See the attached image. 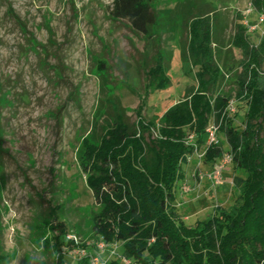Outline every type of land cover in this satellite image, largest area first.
Instances as JSON below:
<instances>
[{
  "label": "rangeland",
  "instance_id": "rangeland-1",
  "mask_svg": "<svg viewBox=\"0 0 264 264\" xmlns=\"http://www.w3.org/2000/svg\"><path fill=\"white\" fill-rule=\"evenodd\" d=\"M188 0H155L161 14L160 51L168 82L150 84L147 71L155 65L157 38L146 43L123 22L109 16L113 0H0V79L9 98L3 109L4 147L0 161V191L3 193L4 248L8 264H53L52 225L63 223L69 235L82 241L97 236L92 218L99 210L79 162L83 139L92 131L103 132L104 120L112 114L110 100L127 109L130 121L161 117L197 84V68L182 60L181 48L188 42L189 29L182 19H165ZM212 3L217 9V62L225 78L218 93L230 96L234 111L225 110L232 125L245 128L246 100L237 95L238 78L247 60L243 50L231 42L238 22L256 24L259 12L245 17L251 0H191ZM25 23L9 13V6ZM183 18V15L181 16ZM241 17V18H239ZM246 26V25H245ZM247 35L255 47L264 37V24ZM39 45V46H37ZM46 53L43 52L45 51ZM61 64V76L48 66ZM103 61L105 66L100 69ZM264 86V60L259 69ZM214 121V120H213ZM224 152L229 143L217 123ZM198 151L183 162L184 177L175 188L174 209L188 226L205 222L215 207L230 209L239 201L238 178L246 173L228 163L221 182L211 178L214 162ZM219 157L217 161H221ZM67 264H77L72 248L64 247ZM89 252H93L90 249ZM124 249L120 248V253ZM124 264L119 257H113Z\"/></svg>",
  "mask_w": 264,
  "mask_h": 264
},
{
  "label": "trees",
  "instance_id": "trees-1",
  "mask_svg": "<svg viewBox=\"0 0 264 264\" xmlns=\"http://www.w3.org/2000/svg\"><path fill=\"white\" fill-rule=\"evenodd\" d=\"M155 0H113L109 16L123 22L146 43L157 38L155 65L147 71L150 84L164 86L168 80L160 51L161 14ZM257 12H264V0H251ZM183 9L166 13L182 19L189 29L188 42L181 48L182 60L197 68V84L169 107L161 117L145 119L138 110V120L130 121L127 109L110 100L112 114L104 120L103 132L90 131L79 150V162L86 183L99 210L94 213V236L119 242L123 254L137 264H264V86L260 67L264 60V37L255 47L247 35V26L238 22L232 46L243 50L246 61L239 75L237 95L246 100L245 128L232 125L225 110L230 96L218 93L225 78L217 62V9L212 3L197 4L188 0ZM26 30L11 5L8 9ZM183 15V18L181 17ZM241 18V17H239ZM39 46V45H37ZM46 53L45 51H43ZM43 66L62 75L61 64ZM99 68L105 63L101 61ZM9 98L0 79V161L8 152L4 147L3 109ZM214 120V121H213ZM222 120V131L229 143L236 168L246 173L238 178L239 201L230 209L215 207V214L205 222L188 226L173 206L177 182L184 177L183 162L193 152L186 143L190 134L199 144L205 140L212 122ZM219 143L206 148L205 159L214 162L222 157ZM3 193L0 191V264H8L4 248ZM59 233L53 237V264H67L64 247L74 243L67 239L65 224L52 225ZM77 264H89L83 258ZM109 264H118L116 260Z\"/></svg>",
  "mask_w": 264,
  "mask_h": 264
},
{
  "label": "built area",
  "instance_id": "built-area-1",
  "mask_svg": "<svg viewBox=\"0 0 264 264\" xmlns=\"http://www.w3.org/2000/svg\"><path fill=\"white\" fill-rule=\"evenodd\" d=\"M255 9L250 5V8L246 11L245 17L248 16ZM248 20H246V26H248L249 31L252 32L255 29H258L261 24H264V12L259 13L258 21L256 24L248 25ZM228 108L231 111H234L233 103L230 102ZM219 131V126L217 123L212 122L207 128V147L220 143L217 138V133ZM191 147H193V152H197L199 149V144L196 142V136L194 134H190L188 140L186 141ZM206 147V148H207ZM205 150L202 152L201 156L205 155ZM233 161V155L231 152H223L222 160L214 165V171L211 175L212 180L215 184H219L221 182L222 173L228 163ZM68 240H72L74 245L71 247L73 252L78 256V261L83 258H88L89 264H109L110 259L113 257L121 258L124 264H137L133 259L127 257L123 253H120V248L122 244L119 242H108L104 238L96 237L89 241H82L76 235H67ZM90 249H93V252H89Z\"/></svg>",
  "mask_w": 264,
  "mask_h": 264
}]
</instances>
